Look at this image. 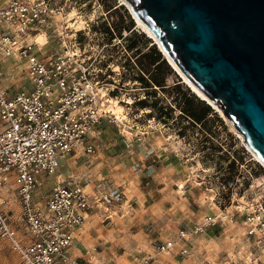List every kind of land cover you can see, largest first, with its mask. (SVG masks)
Wrapping results in <instances>:
<instances>
[{"label":"rangeland","instance_id":"374dc122","mask_svg":"<svg viewBox=\"0 0 264 264\" xmlns=\"http://www.w3.org/2000/svg\"><path fill=\"white\" fill-rule=\"evenodd\" d=\"M43 2L50 10L49 28L35 39L14 40L16 46L36 40L39 51L47 54L73 46L72 36L81 32L82 46L104 73L99 90L103 89L105 99H115L125 116L117 121L100 98L107 118L96 136L94 153L69 157L58 168L61 180L91 186L104 240L111 245L118 239V246L106 258L89 263L77 257L78 263L119 264L116 255L123 257L122 264L134 258L135 264H264V228L257 226L249 236L244 224L255 204L264 206V187L258 186L264 182V166L230 124L182 83L118 0ZM8 48L12 51L0 52V65L4 79L12 74L18 86L22 77L16 74L24 62ZM161 60L174 78L165 72ZM152 78L164 86H154ZM4 81L0 83L4 88L12 83ZM185 94L208 106L211 115L199 124L193 122L181 110ZM15 186L11 180L4 191L14 193L13 207L7 209L9 200L5 199L2 209L16 237L25 241L24 231L20 237L16 233L19 203ZM104 194L111 197L108 205L99 202ZM206 217H212L214 225L198 236H189ZM181 236L189 239L191 256L160 250L172 246L177 251ZM102 250L105 247H96L95 253ZM16 256L11 243L0 237V264H14Z\"/></svg>","mask_w":264,"mask_h":264},{"label":"built area","instance_id":"2783aa9c","mask_svg":"<svg viewBox=\"0 0 264 264\" xmlns=\"http://www.w3.org/2000/svg\"><path fill=\"white\" fill-rule=\"evenodd\" d=\"M11 5H21L24 11ZM49 14L43 0L0 3V52L12 51L9 45L24 62L21 73L16 74L22 77L18 86L12 74L4 79L0 65V83L12 82L5 88L0 86V237L15 243L11 239L14 230L2 209V192L14 180L19 203L14 221L26 237L25 242L16 237L20 264H79L73 253L74 235L98 203L83 192L86 186L61 180L58 168L69 157L94 153L96 136L107 118L98 94L104 73L82 46L81 32L72 36L73 46L47 54L39 51L36 40L16 46L14 40L35 39L42 29L47 30ZM99 202L108 205L111 197L104 194ZM244 224L249 236L257 226L264 228L261 202L246 214ZM213 225V218L206 217L189 236H198ZM185 237L181 236L183 242L177 251L172 246L160 250L191 256L190 241Z\"/></svg>","mask_w":264,"mask_h":264},{"label":"water","instance_id":"95a60500","mask_svg":"<svg viewBox=\"0 0 264 264\" xmlns=\"http://www.w3.org/2000/svg\"><path fill=\"white\" fill-rule=\"evenodd\" d=\"M264 166V0H122Z\"/></svg>","mask_w":264,"mask_h":264},{"label":"crops","instance_id":"0c3cea01","mask_svg":"<svg viewBox=\"0 0 264 264\" xmlns=\"http://www.w3.org/2000/svg\"><path fill=\"white\" fill-rule=\"evenodd\" d=\"M13 189V187H11ZM9 188V189H11ZM5 196H8L10 198H15L14 193L7 190L6 192H2ZM19 209V208H17ZM97 209L93 208L86 216L85 222L82 226V228L78 231H76L74 235V250L73 253L76 257H79L83 262H89L91 263L94 261V259H104L106 258V255H108V251L112 252L114 246H118L116 242H118V239L112 240L111 245H107L106 240H104V237H106L105 234H101L102 232V225L96 221L95 216H97ZM20 227V228H19ZM16 233L21 236L23 233V229L21 226H18ZM100 233V234H99ZM18 238V237H17ZM22 242L21 238H19ZM26 240V239H25ZM96 247H105V250H102L101 253H95ZM114 259L117 263L122 264L123 263V257L117 258L116 255H114ZM130 264H135L137 259L132 260H126ZM14 264H20L19 258L17 256L12 260Z\"/></svg>","mask_w":264,"mask_h":264},{"label":"bare ground","instance_id":"6f19581e","mask_svg":"<svg viewBox=\"0 0 264 264\" xmlns=\"http://www.w3.org/2000/svg\"><path fill=\"white\" fill-rule=\"evenodd\" d=\"M119 5L120 6H124L129 14L132 16V18L134 19L135 23L138 25V27L141 28V30L154 41V44L156 45L157 49L159 50V52L163 55L164 59L167 61V63L169 64V66L172 68V70L177 73L181 80L182 83L185 84L192 92L193 94H195L196 97H198L200 100L204 101L207 105L211 106L213 109H215L217 111V113L223 117L221 111L218 109V107L216 105H214L212 102H210L193 84H191V82H189V80H187V78H185V76H183L176 68L175 66L170 62V60L167 58V56L165 55V53L162 51L161 47L159 46L157 40L155 39V37L153 36V34L145 27L143 26L131 13L130 8L128 6V4H126L125 2H123L122 0H118ZM74 13H70L69 16H73ZM81 24V22H80ZM72 25V24H71ZM83 25V23H82ZM83 27V26H82ZM99 91V97L101 98V103H106L104 104L105 109L110 112L113 116H115V118L117 119V121H121L122 119L125 118L124 113H123V107L121 105L118 104V102L115 99L109 98V99H105V92L103 91V89L98 90ZM127 104H130V99H127L126 101ZM224 118V117H223ZM237 134V133H236ZM238 135V134H237ZM238 137L240 139H242L239 135ZM252 154V152H251ZM254 159L260 163V161L256 158V156L254 154H252ZM261 164V163H260ZM262 165V164H261ZM263 166V165H262Z\"/></svg>","mask_w":264,"mask_h":264},{"label":"trees","instance_id":"16d2710c","mask_svg":"<svg viewBox=\"0 0 264 264\" xmlns=\"http://www.w3.org/2000/svg\"><path fill=\"white\" fill-rule=\"evenodd\" d=\"M132 47V46H131ZM157 58H160V55H155ZM161 59V58H160ZM162 65L164 66L165 72L168 74L169 77L174 78V74L170 71L163 60ZM152 83L154 86L163 87L161 80L158 78H152ZM177 83V81H175ZM177 88L178 85H176ZM182 113H184L187 117H190L191 120L195 123H201L202 120L206 117L211 115V110L208 106L204 105L203 102L197 100L190 94H185L182 102Z\"/></svg>","mask_w":264,"mask_h":264},{"label":"clouds","instance_id":"9594fccd","mask_svg":"<svg viewBox=\"0 0 264 264\" xmlns=\"http://www.w3.org/2000/svg\"><path fill=\"white\" fill-rule=\"evenodd\" d=\"M5 7L7 8V7H9V6L6 5ZM11 7L16 8L18 11H24L23 6H21V5H11ZM6 14H7L8 16H13V15H15L14 13H6ZM99 167H101V166H100V165H97V168H99ZM74 179H79V177H74ZM258 186H259V187H264V182H261ZM83 192H85L86 194H89V195L93 194L92 191H91V186L84 188V189H83ZM4 199L9 200V203L6 204L5 207H6L7 209L12 208V207H13V204L11 203V198L8 197V196H5ZM125 215H127V213H125ZM257 219H259V217H258ZM252 223H253V224H256V223H257V220H253ZM11 239H12V241H15V243H12V247H13V249H16L17 244L19 243V241L17 240L16 235H15L14 232H13V235H12Z\"/></svg>","mask_w":264,"mask_h":264}]
</instances>
